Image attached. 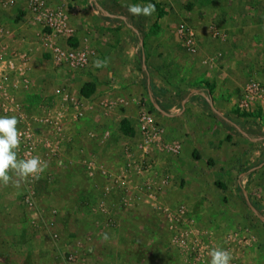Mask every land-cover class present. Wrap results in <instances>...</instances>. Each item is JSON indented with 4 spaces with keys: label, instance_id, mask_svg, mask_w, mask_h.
Segmentation results:
<instances>
[{
    "label": "rangeland",
    "instance_id": "374dc122",
    "mask_svg": "<svg viewBox=\"0 0 264 264\" xmlns=\"http://www.w3.org/2000/svg\"><path fill=\"white\" fill-rule=\"evenodd\" d=\"M148 3L155 5L151 15H133L129 11L130 5ZM44 5L57 9L70 29L66 36L59 38V43L82 48L88 54V64L80 70L68 64L54 65L43 45L45 31L38 24L37 39L32 41L38 48L34 64L39 63L33 83L35 92L42 94L43 102L48 100V108L52 105L55 87H66L77 95L82 87L92 90L90 106L94 105L92 113L96 114L95 117L90 113L92 122L100 133L111 131L112 136L120 139V152L129 137L138 136V117L147 111L163 130L151 150L155 167L152 176L169 174L170 181L164 191L169 192L174 182L187 187L193 204L201 206L209 221L208 227H189L199 234L203 247L202 260L195 261L209 264L210 250L223 249L231 258L243 261L250 253L258 264H264V206L260 205L264 202V173L245 180L240 173L246 162L244 158L224 155L225 148L218 159L212 156L214 140L232 138L225 118L245 128L249 136H264V104L260 97L246 91L253 80L264 84V0H95L96 6L89 0H63L54 5L44 0ZM115 13L118 16L109 15ZM124 21L144 31L141 38L127 29ZM183 25L195 32L197 49L194 52L183 45L180 30ZM122 30L123 42L116 38ZM139 40L142 50L131 53V42L137 46ZM28 52L33 57V51ZM124 55L136 56L138 62L134 59L135 64L118 65L115 59ZM140 59L145 63L147 77L142 75ZM133 73L139 76L138 80L131 78ZM199 86L207 90L210 97L204 103L219 111V119H214L213 113L197 118L198 113L187 104L188 111L172 121L175 115L168 114H174L187 92ZM107 97L117 100L110 117H105L99 106L100 100ZM37 104L39 101L32 108ZM203 121L208 126L204 133L200 129ZM114 125L121 135L115 136ZM175 144L179 146L178 151H170L168 148ZM181 168L187 174L186 179L179 176ZM8 171L14 174L8 173L7 183L0 182V264H151V258L154 259L151 236L156 233L163 237L175 232L174 228L158 224V219L164 218L161 209L145 203L139 210L125 213L123 227L128 232L121 239L122 244L108 255L97 254L88 261L82 241L60 237L62 223L66 221L65 211L59 221L51 211L66 196L71 183ZM248 188L253 191L249 193ZM28 193L30 205L23 202ZM170 204H185V219L193 212L186 200L174 199ZM183 254L189 256L187 263L190 264L192 254Z\"/></svg>",
    "mask_w": 264,
    "mask_h": 264
},
{
    "label": "crops",
    "instance_id": "0c3cea01",
    "mask_svg": "<svg viewBox=\"0 0 264 264\" xmlns=\"http://www.w3.org/2000/svg\"><path fill=\"white\" fill-rule=\"evenodd\" d=\"M9 1L10 0H0V23H2L6 29L4 38L1 40V47L4 48V51L7 53L24 51L30 55L28 52L29 49L33 51V57L30 55V59L32 61V76L34 81L39 63L37 65L34 64L37 62L38 56L36 49L38 48L33 45L32 41L37 39L35 34L40 30V27L35 21L34 15L25 0H14L12 3ZM46 1L49 4L54 5L63 0ZM89 2H92L93 5H95V0H89ZM109 15L118 16L116 13ZM120 17H123V20L125 18L124 16ZM126 19L127 18H125V20ZM124 22L126 23L127 29H132L135 36L141 38L144 31L133 27L126 21ZM199 22H201V20H199ZM121 33L123 34V30L116 34V38L123 42ZM126 34H128V31ZM123 37H125V35ZM141 46L142 43L140 40L137 46H134V42H131L129 50L134 54L136 49L138 51L142 50ZM131 57L132 56L124 55V58H116L115 60L118 65L121 63V66L128 65L129 63L135 64V60L136 63L138 62L136 56L135 58L134 56ZM139 62H141L139 65L141 64L142 75L147 77L148 73L144 71V61L140 59ZM118 71H120L119 67L117 72ZM119 77L117 76V78ZM131 78H136V80H138L139 76L136 73H133ZM132 79L128 78L126 80L132 81ZM109 85L113 86L112 83H109ZM115 86H118L117 83ZM78 92L79 95L83 96L80 93V90H78ZM96 93L97 92L94 94ZM19 95V98H22L21 100L24 102L25 106H28L30 109L34 103H37V101L41 103L40 100H42V94L39 96V94L35 92L34 83L31 92H20ZM92 95L93 94L83 96L88 104L93 103ZM209 97L210 95L207 90L201 86L194 90H189L185 95V99L180 102L181 107L174 109V114L170 113L168 115H175L172 119V121H174V119L188 111L186 108L187 106L192 105L191 107L193 108V111L198 113L197 118L206 114L210 116L211 113H213L217 117L214 119H219V111L213 106H207L204 103L205 98L208 100ZM92 108L94 109V105L91 106V108H84L85 116L83 117V120H74L71 116L66 118L65 133L60 148V154L57 158L51 161L50 166H52V168H48V173L45 176V178L47 177L49 180L51 178H59L71 183V186L66 190V196L62 197V199L51 208L53 215L55 214L54 216L57 218L56 221H59L61 218L60 216L63 215V211H65L64 220L66 221H62V226L64 228L59 232L60 237L62 235L61 238L67 241H82L84 243L83 254L85 253V257H87L88 261L97 254L99 257H103L108 255L109 251L112 252L115 247L122 244L121 239H123L124 235L128 232V230L123 227L124 217H127L125 214L127 210H139V208L143 207L142 204L145 203L147 206L157 209V206L162 207V204H170L174 199L186 200L190 209L193 210L191 216L189 219H183L182 221L176 222L175 220H170L165 217L164 214L163 219H158L159 225L163 224L168 229H173L177 226L195 227L204 225L205 227H208L209 221L205 218L201 206L196 202L193 204V198L191 197L192 194L189 189H187V187H180L175 182L169 192L163 191L165 194L164 197L162 196V193L153 199L148 196L145 200L137 201L134 199L132 194L133 190H135L133 183L134 178L127 173L125 174L123 156L119 151L120 139L112 136L111 131L109 130L110 134L108 133L104 138V142H101L103 133L97 131V125L92 122V119H94L90 114L93 112ZM111 110L112 109H108V113L103 111L104 116L110 117L111 114L114 113ZM92 114L96 117L95 113ZM225 120L227 125L231 128L230 134L232 135V138H229V140L226 139V141L221 138L220 140H214L212 142L215 150L211 147L209 148L211 151L213 150V158L218 159L222 154H220V151H223V148H225L227 149V152L224 151V155H227L232 159L244 158V162L246 161L243 170L240 172L241 174L243 173L245 180L247 178L255 177L256 175L261 176V174L264 173V136H249V134L244 131L245 128H242L239 124L231 122L227 120V118H225ZM114 127L116 131L115 136H117V134L121 135L119 130H117L116 125H114ZM111 128L113 129V126H111ZM206 128H208V126L203 121L200 124L201 132L204 133V129ZM222 159H224V157H222ZM88 161L89 163H91L90 161H93L97 166L92 174L88 172L89 168L86 166ZM177 166L178 163L176 162V167ZM180 170V173L177 170L179 176L182 177V179H186L187 174H185V170H182V168ZM8 173L10 174L11 171H8ZM11 174L14 173L12 172ZM251 187L255 191V186L251 185ZM253 189L250 188L248 192H252ZM260 205L264 206V202L261 201ZM249 207L255 211L254 206L249 205ZM260 218L262 219V217ZM109 220L112 221V225L107 223ZM73 234L76 236L75 238ZM151 238L154 243V246L151 248L154 254V259L151 258V264H188L189 256L183 254L188 251L181 250L177 246L171 244L170 234L160 237L154 233ZM108 246H111V249L107 248ZM212 250L213 249H211L210 252ZM249 254L250 253L244 257L246 262L243 259V261H239L244 264H258L256 259H252ZM191 256L190 264H207V262H196L194 256ZM81 264L89 263L81 262Z\"/></svg>",
    "mask_w": 264,
    "mask_h": 264
},
{
    "label": "built area",
    "instance_id": "2783aa9c",
    "mask_svg": "<svg viewBox=\"0 0 264 264\" xmlns=\"http://www.w3.org/2000/svg\"><path fill=\"white\" fill-rule=\"evenodd\" d=\"M11 3L14 0H10ZM9 1V2H10ZM32 11L35 21L44 29L43 45L54 65H70L74 70L85 68L88 64V54L82 48L62 46L59 38L66 36L70 29L65 19L55 8L44 5V0H25ZM183 45L191 52L197 49L196 35L192 27L181 26ZM6 29L0 23V117H15L17 119L16 129L19 143L13 151L16 159L26 160L39 157L43 171L39 174L28 175L32 178L45 177L48 173L51 161L60 154L63 136L66 127V118L81 119L84 108H91L85 97L73 94L66 87H55L51 94L50 108L43 102L34 108H28L19 98V93L31 92L33 87L32 61L30 55L24 51L5 52L1 47ZM215 33H218L216 31ZM246 91L260 97L264 104V84L259 81H251ZM126 103V102H125ZM43 105V106H40ZM117 105L115 98H104L100 100V108L104 111L113 109ZM138 136L129 137L122 149L125 174L136 177L132 194L135 200H145L147 196L151 199L162 194L170 181L169 174L159 177L156 173L152 176L151 171L155 167L151 159V150L156 140L162 134V128L157 126L151 114L147 111L141 113L137 120ZM101 142L108 135L103 132ZM170 151L177 152L178 145L170 146ZM87 162L88 172L93 173L97 167L93 161ZM100 169V168H99ZM152 176V178H151ZM25 204L32 203L31 197L24 198ZM170 220L182 221L185 219L187 207L185 204L157 206ZM112 225V221L107 222ZM174 234H171L170 243L181 250L190 252L196 260H202L201 237L195 234L189 227L177 226ZM56 235V234H54ZM72 259V256H69ZM230 264H244L236 258H231Z\"/></svg>",
    "mask_w": 264,
    "mask_h": 264
},
{
    "label": "clouds",
    "instance_id": "9594fccd",
    "mask_svg": "<svg viewBox=\"0 0 264 264\" xmlns=\"http://www.w3.org/2000/svg\"><path fill=\"white\" fill-rule=\"evenodd\" d=\"M129 11L133 15H151L155 11V5H130ZM17 119L13 117H0V182L9 181L8 170L17 171L21 176L39 174L43 171V165L39 157L26 160H17L13 151L19 143L16 129ZM209 264H230L231 256L223 249H214L210 252Z\"/></svg>",
    "mask_w": 264,
    "mask_h": 264
},
{
    "label": "trees",
    "instance_id": "16d2710c",
    "mask_svg": "<svg viewBox=\"0 0 264 264\" xmlns=\"http://www.w3.org/2000/svg\"><path fill=\"white\" fill-rule=\"evenodd\" d=\"M92 90H86L85 88H81L80 89V93L83 95V96H88L90 94Z\"/></svg>",
    "mask_w": 264,
    "mask_h": 264
}]
</instances>
